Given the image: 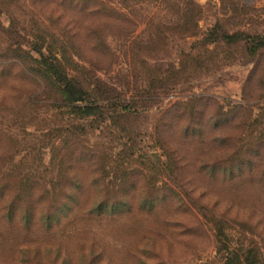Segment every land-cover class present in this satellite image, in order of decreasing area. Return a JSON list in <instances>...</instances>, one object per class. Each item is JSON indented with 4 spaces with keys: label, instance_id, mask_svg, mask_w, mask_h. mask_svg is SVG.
<instances>
[{
    "label": "rangeland",
    "instance_id": "1",
    "mask_svg": "<svg viewBox=\"0 0 264 264\" xmlns=\"http://www.w3.org/2000/svg\"><path fill=\"white\" fill-rule=\"evenodd\" d=\"M263 34L264 0H0V264H264Z\"/></svg>",
    "mask_w": 264,
    "mask_h": 264
},
{
    "label": "trees",
    "instance_id": "2",
    "mask_svg": "<svg viewBox=\"0 0 264 264\" xmlns=\"http://www.w3.org/2000/svg\"><path fill=\"white\" fill-rule=\"evenodd\" d=\"M251 43L264 44V34L251 38ZM29 47L36 56L21 50V48L17 49L28 57L29 64L23 67L29 75L44 79L54 88L58 98L50 100V105L59 110L64 109L68 115L74 118H79L83 113L86 116L92 115L94 112H97V116L108 118V112H111L110 109L114 105L111 101H119V99L99 101L94 98L91 91L85 89L64 67L63 51L60 46L53 48L55 46L48 45L44 54L39 46L34 43H29ZM121 109H126V105H123ZM104 202L94 203L92 208L97 207L100 212ZM126 206V211H128V204Z\"/></svg>",
    "mask_w": 264,
    "mask_h": 264
}]
</instances>
